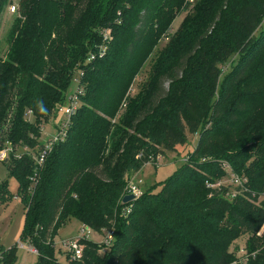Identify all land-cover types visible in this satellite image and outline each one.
<instances>
[{
  "label": "trees",
  "instance_id": "1",
  "mask_svg": "<svg viewBox=\"0 0 264 264\" xmlns=\"http://www.w3.org/2000/svg\"><path fill=\"white\" fill-rule=\"evenodd\" d=\"M11 3L0 0V23ZM5 42L0 151L9 144L12 161L0 201L15 180L38 264H62L55 240L72 219L114 230L116 241L102 253L83 240L70 264H233L243 237L255 253L246 264H264L258 195L229 202L206 186L228 163L264 190V0H20ZM77 78L80 105L39 164L42 128ZM195 135L194 153L161 193L123 202L128 173ZM0 256L17 262L15 248Z\"/></svg>",
  "mask_w": 264,
  "mask_h": 264
},
{
  "label": "rangeland",
  "instance_id": "2",
  "mask_svg": "<svg viewBox=\"0 0 264 264\" xmlns=\"http://www.w3.org/2000/svg\"><path fill=\"white\" fill-rule=\"evenodd\" d=\"M19 1L20 0H12V3L6 9L3 16L4 18H2V21L0 23V58L2 56H5L8 50V45L5 42V38L17 16ZM14 6L17 7L16 12L12 11V8ZM184 17L185 15H182L175 20L173 24L174 31L179 28ZM165 44V41H162L160 43L159 48L157 49V53L149 59L144 70L142 71V74L136 80L134 84L136 94L139 86H141L142 82L147 78V72L152 65V60L156 58L158 52L165 46ZM168 87L169 82L165 81L164 88L167 90ZM77 89L78 85L73 81L68 91V102L63 106V110L59 111L56 117L52 118V120H50V122H48V124H46L42 128L41 140L43 143L47 140V138L57 135L59 127L61 126L63 121L67 119L65 109L69 107V99L76 93ZM31 120L34 119L31 118ZM198 139V135L190 136L189 144L187 146L178 147L177 152L167 151L163 157L160 156L157 159H151L150 162L145 165L143 170L135 173L130 172L127 174V176L131 177V175H133L132 179L135 178L136 180H142V191L151 189V191L153 190L155 193H161L167 181L171 179L183 167V165L185 164V159H187L188 156L194 153L197 147ZM243 145L244 142L239 146L242 147ZM6 146H9V144H7ZM10 152L8 159H10L11 156ZM24 153V149H18L14 156L21 157ZM11 161L12 159L9 160V162L0 160V184L8 179L7 164L9 167ZM17 188V182L11 179L9 190L11 194L13 193L12 196L14 195V197L11 199V194L6 192L5 197L0 201V254L2 250H10L12 248H15L17 256L16 264H38V255L31 253L29 248L26 246L25 248L21 247V244L24 243L23 231L25 225V214L23 204L20 198L16 196ZM10 199L11 201L6 203ZM256 206L262 207V204L257 203ZM83 225L85 224H81L79 221L72 219L67 223L65 227L60 230L55 243L56 257L62 264H70L67 261V257L65 255L63 242L81 238ZM246 239V237L241 238L239 240L240 242H238L239 244L237 245V248L242 249ZM92 241L100 243L103 241V236L99 234L95 235L92 237Z\"/></svg>",
  "mask_w": 264,
  "mask_h": 264
},
{
  "label": "built area",
  "instance_id": "3",
  "mask_svg": "<svg viewBox=\"0 0 264 264\" xmlns=\"http://www.w3.org/2000/svg\"><path fill=\"white\" fill-rule=\"evenodd\" d=\"M191 1L193 2L194 0ZM12 11L16 12L17 7L14 6L12 8ZM93 58L94 57H92V59ZM74 82H76V84L79 87L80 84L79 78L75 79ZM79 105H80V101L75 93L69 99V107L65 109V114L67 116V119L63 121V123L59 127L57 135L47 138V140L43 143L44 144L43 152L37 161L39 164H43L47 154H49L53 150V147L60 141L64 140L69 119L76 112ZM62 110L63 107L60 108L59 111ZM10 151L11 148L9 146L5 147L2 151H0V160L8 161V156ZM188 161L189 158L187 157V159H185V162ZM223 168L225 169L224 176L219 178H214V180H208L206 183L207 188L211 191H214V196H216L217 198L227 200L229 202H233L234 200L240 197L253 198L258 195L257 203L262 204V208H264V190L261 193L256 194L251 189V181L247 175L235 173L232 167L228 163H224ZM132 178L133 175L127 178L123 199L129 195H133L135 199H137L143 194L141 188L143 181ZM129 212H130V208L126 210V213ZM263 232H264V227H263ZM98 234L103 236L102 242L100 243L96 242L98 245L102 247V253L109 251L111 247L114 245V242L116 241L115 231L106 230V229L96 231L87 225H83L81 231V238L75 240H67L63 242V247L65 249L66 257L69 258V260L72 262H77L81 260L83 257V246L80 244L81 241L92 240V237ZM21 245H22L21 247L23 248H25V246L28 247L31 253L38 255V251L35 248L29 246L26 242L22 243ZM250 256H255V253L249 254L245 245H243L242 249L238 248L236 254V261L233 264H246L249 261Z\"/></svg>",
  "mask_w": 264,
  "mask_h": 264
},
{
  "label": "water",
  "instance_id": "4",
  "mask_svg": "<svg viewBox=\"0 0 264 264\" xmlns=\"http://www.w3.org/2000/svg\"><path fill=\"white\" fill-rule=\"evenodd\" d=\"M135 199V197L133 195H129V196H126L123 200L124 203H129L131 201H133Z\"/></svg>",
  "mask_w": 264,
  "mask_h": 264
},
{
  "label": "clouds",
  "instance_id": "5",
  "mask_svg": "<svg viewBox=\"0 0 264 264\" xmlns=\"http://www.w3.org/2000/svg\"><path fill=\"white\" fill-rule=\"evenodd\" d=\"M41 103H42V101L39 102V103L37 104V108H38V110H43V109L40 108V104H41Z\"/></svg>",
  "mask_w": 264,
  "mask_h": 264
}]
</instances>
